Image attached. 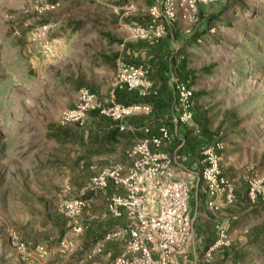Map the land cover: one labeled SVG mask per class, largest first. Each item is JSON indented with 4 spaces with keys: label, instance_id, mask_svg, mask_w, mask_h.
I'll return each instance as SVG.
<instances>
[{
    "label": "crops",
    "instance_id": "crops-1",
    "mask_svg": "<svg viewBox=\"0 0 264 264\" xmlns=\"http://www.w3.org/2000/svg\"><path fill=\"white\" fill-rule=\"evenodd\" d=\"M36 1L0 0V10L20 14ZM40 1H47L51 8L44 19L51 22V29L46 34L45 44L29 43L26 50L33 55L42 52L44 64H48L45 70L49 81L55 88L63 89L67 96L71 95L72 106L82 87L102 96L115 92L117 100L124 104L150 106L149 111L123 121L92 112L85 127H58L57 135L64 153L59 157L58 166L68 173L59 182L80 188L77 197H86L91 204V210L86 213L103 217L105 231L124 227L132 221L126 213L118 218L106 215L108 197L123 193V189L111 183L105 190L84 195V187L92 176L110 165L121 164L127 173L134 160L128 154L132 147L143 138L161 136V129L166 127L169 139L159 147L151 146L170 155L176 177L189 185V208L194 221L192 236L182 247L176 248L174 258L182 264H263L264 203L252 205L249 202L246 178L254 169L252 159L256 153L262 155L264 147L259 148L254 139H246L236 129L226 133L225 138L218 131L222 128L220 120L226 121L233 113L232 105L225 97L216 107L212 105L207 95L211 87V82L206 80L209 65L196 62L204 61L208 48L213 46L207 38L211 22L203 21L198 33L189 36L185 33L187 23L179 18L165 37L147 41L135 37L132 27L149 23L148 9L155 0ZM121 61L147 65L158 94L143 96L136 91L116 89L115 75ZM174 79L188 82L195 89L193 125L178 124L173 119ZM216 139L223 141L222 170L234 183L237 193L235 205L223 207L218 213L208 207L210 196L201 176L202 151ZM71 169L75 170L74 175L67 171ZM219 221L230 226L232 244L225 251L210 252ZM116 244L117 250L113 248ZM121 249L119 241L106 245V250H112L114 256ZM97 259L103 264L109 260L105 254Z\"/></svg>",
    "mask_w": 264,
    "mask_h": 264
},
{
    "label": "rangeland",
    "instance_id": "rangeland-1",
    "mask_svg": "<svg viewBox=\"0 0 264 264\" xmlns=\"http://www.w3.org/2000/svg\"><path fill=\"white\" fill-rule=\"evenodd\" d=\"M167 3L176 8V22L181 18L187 23L186 35L211 22L207 38L213 46L207 60L196 62L209 65L212 105L223 97L232 105L233 113L220 120L218 131L225 138L236 129L263 148L264 0H155L149 8ZM18 13L0 10V264H103L97 258L104 254L86 258L85 252L108 232L104 218L86 213L91 204L78 217L61 210L64 199L80 194L76 185L59 182L68 173L58 166L64 155L58 117L73 107L72 97L51 84L42 52L26 50L29 43L47 42L49 30L43 27L51 23L44 22L51 8L37 0ZM252 160L254 169L247 175L264 179V150ZM67 171L74 175V169ZM77 220L86 225L80 236L72 235ZM70 236L76 239L75 250L63 253L61 241Z\"/></svg>",
    "mask_w": 264,
    "mask_h": 264
},
{
    "label": "built area",
    "instance_id": "built-area-1",
    "mask_svg": "<svg viewBox=\"0 0 264 264\" xmlns=\"http://www.w3.org/2000/svg\"><path fill=\"white\" fill-rule=\"evenodd\" d=\"M149 23L132 27L135 37L147 41H158L165 37L177 20L176 8L171 3L163 7L149 8ZM50 30L51 25L43 27ZM176 91L174 121L178 124L193 125L195 122V89L185 81L173 80ZM116 89L136 91L146 96L158 94L150 68L145 64H133L121 61L115 75ZM150 106L142 104H124L117 100L116 93L102 96L87 87L78 91L77 101L71 108L64 109L59 117L60 126L74 125L85 127L92 112L117 121L149 111ZM166 127L161 129V136L143 138L128 152L133 157V164L127 173L121 164L110 165L92 176L84 187V195L105 190L113 183L122 188L123 193H115L107 199L106 215L122 217L125 213L132 219L124 227L113 229L105 237L85 252L86 258L105 254L113 264H182L174 258L176 248L182 247L194 232V221L190 214V188L186 181L175 175L173 160L160 149H153L151 144L159 147L169 139ZM223 141L216 139L202 151V179L210 196L209 208L218 213L223 207L236 203L237 193L234 183L223 173L220 151ZM248 200L256 205L264 202V179L257 174L247 177ZM90 205L86 197L66 198L61 203V210L67 215L78 217ZM86 225L76 221L73 234L80 236ZM216 239L210 252L225 251L231 244L230 226L219 221L216 225ZM66 237L61 241L60 251H74L76 239ZM119 241L122 249L119 254L106 250L109 242ZM26 249L24 244L20 245ZM43 255L48 249L39 247Z\"/></svg>",
    "mask_w": 264,
    "mask_h": 264
}]
</instances>
